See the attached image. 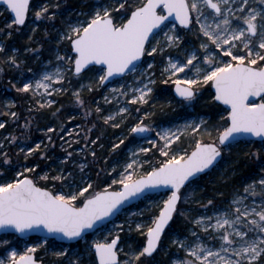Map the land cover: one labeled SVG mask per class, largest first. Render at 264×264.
I'll return each instance as SVG.
<instances>
[{"label":"snow or ice","instance_id":"1","mask_svg":"<svg viewBox=\"0 0 264 264\" xmlns=\"http://www.w3.org/2000/svg\"><path fill=\"white\" fill-rule=\"evenodd\" d=\"M3 3L11 16L10 23L5 25L9 29L7 37L11 38L14 26L19 32L20 26L25 25L30 0H3ZM32 7L36 20L54 21L61 5L59 0H45ZM81 16L83 19L79 18ZM31 31L34 33L36 28ZM192 32L196 33L198 44L182 35ZM57 33V43L67 41L68 47L65 55L57 52L55 60L58 63L54 69L47 70L53 63L48 61L46 70L38 79L22 82L20 87L13 85L18 93L30 94L33 99L39 97L30 112L51 109L57 103L52 98L54 93H67L72 78L77 81L86 79L72 91L74 103L84 109L85 117L94 112L104 125L120 128L131 115L133 105H137L135 111L139 113L141 106L152 100L156 84L155 73L151 71L154 63L144 67L143 58L165 53L168 55L161 75L167 78L163 83L171 80L176 96L184 104L191 107L200 90L210 86L215 92L212 99L228 106L226 116L220 117L222 123L211 127L204 117L168 127H153L150 121L153 113L145 111L128 134H136L142 139L154 134L162 143L158 145L157 139H152L147 141L151 147L138 146L136 151L130 150L128 159L119 165L122 171L117 172L116 166L111 169L119 178L112 179L99 191L90 181L86 186L74 185L68 179L72 173L65 176L63 169L51 178L44 174L33 179L38 164L16 171L11 179H0V229L20 234L44 232V245L49 244V237L53 243L57 239L69 243L84 241L82 250L61 245L60 250L54 251L53 255L61 264H141L142 258L148 260L162 250V236L174 215L189 220L188 214L180 211L178 205L193 199L194 181L217 166L224 150L240 143H254L255 138H259L264 146V0H95L89 12L79 13L75 21L69 18ZM0 36H4V29H0ZM28 40L31 41L32 36ZM24 51L36 49L26 47ZM173 51L177 54L172 55ZM19 56V48L9 49L6 39H0V65L20 68ZM93 71L94 76L85 78L84 73ZM179 73H183L184 78L173 80ZM116 77L126 82L109 88L102 99L105 104L116 101L117 110L103 115L99 102L94 109L87 108L82 93L98 91ZM129 78L130 82H127ZM65 82L69 87H64ZM4 107L9 112L0 115L10 116L13 122L19 119L18 113L11 111L15 101H9ZM60 110L57 108L52 115ZM72 119L74 117H69ZM7 123V120L0 121V129H4ZM30 125L31 118L23 127L28 129ZM94 128L95 123L87 128L85 140ZM59 131H66L63 125ZM56 132L55 127L46 129L50 144L54 142L49 134ZM213 132L215 139L211 138ZM190 133H200L201 138L194 140L191 150L180 147L181 137ZM73 134L79 133L75 129L68 133ZM204 135L210 138L209 142L204 141ZM60 138L63 140V136ZM3 139L8 146L16 145L15 135L9 134ZM100 139L101 136L97 135L88 143L94 145ZM79 142L66 143L71 147L72 143ZM122 144L124 139L113 143L112 151ZM174 144L177 145L175 149ZM40 148L41 143L28 147L26 152L20 148L17 155L23 153L27 160ZM152 148H156L161 157L155 165L150 160L141 159ZM65 152L66 160L61 161L62 164L73 157V152L67 149ZM91 155L95 157V151ZM252 155L259 158V150ZM11 163L12 157L5 150V144L0 143V164L9 167ZM145 164H148L147 170H143ZM80 168L83 170L84 165ZM138 170H143V174ZM4 176L6 173L0 172V177ZM49 179L60 182V186H38L37 180ZM114 185L118 190H111ZM158 188H165L170 194L162 200L159 214L151 219L150 224H135V231L145 237L138 248L130 244L125 252L123 246H118L119 232L109 231L91 242L85 239L89 231L96 232L120 212L126 202L146 197ZM249 198L250 203L247 202ZM196 202L200 203L199 200ZM210 205L213 214L207 215ZM200 206L205 214L189 220L198 231L190 228L183 240H171L178 251L185 253L183 259H174L171 264H264V168L244 184L242 193L240 189L234 190L223 211L215 207L213 199ZM114 227L124 231L123 225ZM128 230H133L131 224ZM200 233L208 234V240H216L218 245L206 243ZM2 243L7 245L10 241ZM41 246L36 243L23 252L13 248L6 257L7 264H41L34 256ZM0 264L5 261L0 260Z\"/></svg>","mask_w":264,"mask_h":264},{"label":"rangeland","instance_id":"2","mask_svg":"<svg viewBox=\"0 0 264 264\" xmlns=\"http://www.w3.org/2000/svg\"><path fill=\"white\" fill-rule=\"evenodd\" d=\"M44 2L45 0H37L35 2V5H39ZM68 2L69 0H59L61 7L54 21L36 20L32 14L34 11V9L32 8L31 13L28 17L29 19L27 23L23 26V29H25L27 32L30 33L29 36H34L36 33H39L42 30L43 36L47 39V41L51 42L52 45H50L49 48L44 49L43 44H42L43 42L35 38L38 41V45L36 47L27 46V48L36 49V51L25 52L24 49L26 47L23 50L20 49L19 59L22 61V64H26L28 62L27 57H30L33 60V64L32 66L28 67L26 70L24 69L22 76H19L18 78H16L14 83L22 86V82H26L27 80L33 79V78L38 79L40 74L46 70L45 65L48 64V61H52L53 63L48 65L47 70L51 71L54 69L55 65L58 63L55 60V56L57 52H59L60 55L66 54V49L68 47L67 41L61 42L59 44L57 43V39H58L57 30H62L64 24L67 22L69 18L75 21L79 13L89 12L95 5V0H78V5H80V7H71L70 5H68L69 4ZM6 9H7L6 6H0V29H4V36H0V39H6V41H8L7 32L9 31V29L6 28L5 25L7 23H10L11 16L9 15V11ZM79 18L83 19L82 16ZM58 20L59 22H57ZM32 28H36V31L34 33L31 31ZM14 29H15V26L13 30ZM20 31L21 29H19V32L17 33H20ZM46 32H47V35L45 34ZM182 35H185L186 39H190L193 43H196V44L199 43V40L197 39L195 32L182 33ZM11 47L18 48L15 44H12V43L10 44V49ZM45 50L46 52L51 53V55L45 57L44 56ZM171 54L176 55L177 53L173 51ZM167 55L168 53H165L164 55H156L154 58L146 56V58L144 59V67H146L148 63H154V68L151 71L155 73L153 78L156 80V84L154 85L152 100L149 101L148 105L141 106V111L139 113L135 111V108L137 107V105H133L131 115L128 117L127 122L125 124H122V126L120 127L121 130L117 131L115 135L112 137L111 142H109L111 146L110 150H112V144L118 143L119 139H124L125 141L127 137L129 138V137L134 136L135 138L131 144L127 145L126 148H124V150L120 151V148L123 145L122 144L120 145L119 149H116L114 151L118 155L115 156L111 162L112 166L110 167L109 175L112 176V179H118L119 177L117 176V173L112 172L111 169L114 166H116L117 172L122 171V168H120L119 165L123 164L128 159V157L130 156V150L136 151L138 146L151 147V145L148 144L147 141L152 140V139H157L154 134L152 136H146L143 139L137 136L136 134H131V135L128 134L130 127L137 122L139 117L143 116L145 111L155 113L158 110V108H160L161 111L164 112L162 117L166 119V121H163L162 123H154V122L152 123V120H151L152 116L150 117V121L153 127H157V126L168 127L173 124H182L186 120L187 121L198 120L200 117H204L205 119L209 121V117L207 115H204V114H201L195 111L196 109L194 108V104L196 102L201 101L200 95H202V97L205 96L203 97L204 99H206L207 97L209 101L212 100V97L214 96L212 88L210 86H204L200 90V95L197 96L196 100L193 102L191 107L184 104L178 97L174 95V92H173L174 83L171 80L167 84L163 83L164 79H166L167 77L164 75H161V71L165 67V60H166ZM98 67L99 66H97V68ZM29 68L32 69L31 72L28 71ZM95 74L89 73L86 75L85 78L89 76H94ZM176 78L183 79L184 74L183 73L177 74V77H174L173 80ZM85 82H86V79L83 83ZM125 82H126L125 80L118 78V79H115L112 83L107 84L106 87L100 88L98 91L95 90L94 92L96 93V95L93 98L95 102L93 101V103L90 104L91 106H93L92 108L94 109L97 105V102H99V105L103 109V112H102L103 115H107L109 111H116L117 102L113 100L110 104H105L102 97L105 94H107L109 88L118 87L120 84H123ZM127 82H130V78L128 79ZM158 85L161 88H157ZM56 87H60V85H56ZM64 87H66V82L64 83ZM71 88H73V85L71 86ZM41 91H43V89H41ZM3 94L4 96H2ZM54 95L55 93L53 94V96ZM1 96L2 97L0 99V103H1L0 105L1 107L4 108L6 112H9V109L4 107V105L7 104L9 101H14V96H11L10 94H5L4 90L1 91ZM109 99L111 100V96H109ZM169 101H171L170 106L168 105ZM152 105H155V107H153ZM89 106L87 108H89ZM11 111H14V108H12ZM83 113H84V109L76 105L69 111V114H70L69 117H74V119L72 120L68 119L69 122L71 123L70 125H67L65 127L64 124H60L59 121L56 123V126L63 125L66 130L65 132H60L59 129L57 130V134L63 136L65 148L68 146V143L66 142H70L74 140L78 141L80 136L85 137L84 132L87 130V128H89L88 127L89 122L87 121L91 116L85 117ZM226 114L227 113H222L221 115H219V120L221 116H226ZM77 117L79 119H82V121L81 120L74 121ZM96 120L99 121L98 119ZM0 121H4V120L1 119ZM145 123H149V120H145ZM56 126L53 125L51 127H56ZM209 126L211 127L212 125H209ZM73 129H75L76 132H78L79 134L78 135L73 134L71 136L68 135V133H71ZM157 130H159V128H157ZM212 134L215 135V132H213ZM5 136H8V134L0 137V143L5 144V150H6L8 145H7V142L4 141L3 139ZM204 136H207V135H204ZM199 138H201L200 133H190L187 136H182L178 144L182 148H187L191 150L190 145L194 143L195 139H199ZM90 140L92 139H90V136H89L88 140L84 141L82 145H79V147L74 148L73 150L70 151V152H73L72 159L67 160L66 163L62 164L61 161L66 160V154L60 155L58 156L57 159H54L50 162V167L47 166L44 170L40 171L38 173V176H41L44 174L55 176L60 173L61 169H63V173L65 176H67L69 172L72 173V176L69 177L68 179L73 181L74 185L76 186H86V182L88 181L93 183L94 181L93 178L88 175L89 172L86 170V167L88 166V164H90V162L87 163L85 159L88 153L92 159L91 163L96 162V160L91 155V152L95 151L96 144L93 145V144L88 143V141ZM204 141L209 142L207 140H204ZM255 142H257L258 144H255ZM255 142L251 144L240 143L238 145L233 146L230 149V152L231 151L234 152L235 150L239 152L240 149H241V152L244 151L247 153H249L250 151L254 153V152H257V150H259V153L264 152V146H262L260 141L255 140ZM86 143L88 144L87 148H85ZM160 143L162 142L157 139V144L159 145ZM42 144L43 146H45V148H47L46 146L47 143L42 142ZM74 146L75 144L72 143L71 147H74ZM21 147L24 148L23 145H21ZM176 147L177 145L174 144L173 149H175ZM81 149H84V151L81 152L80 151ZM154 151L158 152L156 148H152V150L149 153L141 156V159L150 160L153 165L158 164L161 157H156L155 156L156 154H154L155 153ZM225 154L226 153H224L222 160L219 162V165L217 167L211 170V172H209L208 175L204 176L202 180H198V182L193 183L192 187L195 189V195L193 199L187 202H181L179 204L178 207L180 210L182 208H185L186 206V208L183 211L188 214L189 220L192 218H196L199 215L205 214V210L203 207L200 206V204H206L208 199H213L215 207L223 211L224 207L231 200L234 190L240 189L242 193L244 184L247 183L250 179L255 178V174L259 171V170L256 171L252 177H249L247 179L242 176L239 178V169L236 163L233 161V159L226 158ZM80 165H84L83 170H81ZM33 166L26 164L24 167H33ZM24 167H22L21 169H15L12 175H6L4 177H0V179H11L15 175L16 171H23ZM261 168H264V161L262 162ZM147 169H148V164H145L143 170H147ZM143 170H138V171L140 172V174H143ZM36 175L37 173L35 174V176ZM38 176H36V178ZM232 178H236V179L231 182V194L227 197H224L227 191L218 192V193H223V195L220 196L218 195V193L214 194V192H212V189H209V191L206 189L208 183L220 184L221 182L222 184ZM204 180H207L206 181L207 183L203 182ZM38 185L40 184L38 183ZM113 189H118V188H113ZM169 194L170 192L167 191V192H159L156 194L147 195L144 199H142L138 203H135V205L125 208L124 211L119 215V217L115 219L113 222L105 224L104 227L100 228L98 231L93 232L90 235H87L85 239L91 242L94 239L102 238L103 236L107 235L109 231H112L114 234L116 232H119V234H122L123 239H124L121 246L124 247L125 252L129 250L127 246L130 244L133 245V247L138 248L139 247V245H137V242L139 240L138 237L142 235L139 232L135 231V224L136 223L150 224L151 219L158 214L159 207L162 203V200L166 199ZM197 200L200 201L199 204L196 202ZM150 202H152L151 205H150ZM247 202L250 203L251 198H249V201ZM212 208H213L212 205L208 206V211L206 213L207 215L213 214ZM132 214H135V215H132ZM189 220L185 221V223L188 225L185 228L186 233L181 234V233H178L177 231H172L169 235V240L168 241L165 240L166 242L162 243L161 245L162 250H159L157 254L153 255V257L148 260H144L142 258L141 264H148L149 261H151L152 264H171L172 260L174 259H183L185 256V253L183 251H178L177 247L171 244V240L176 239V238L183 240L185 236L189 234L190 228L198 231V229L194 228V226L189 222ZM129 224H131V227L133 229L132 231L128 230ZM114 225H117V226L123 225L124 231L120 232L119 228L114 227ZM200 236H201V239L204 240L206 243L218 245V241L208 240V234L200 233ZM5 240L10 241V243L6 245L5 251L2 254H0V260H4L5 264H7L6 257L13 248H15L18 252H23L26 250L27 247L32 246L36 243H41L42 246L37 249L35 254L38 255L39 259L44 260L46 264H61V261L53 255L54 251L60 250L61 245H63L64 247H72V248H77L81 250L84 248V241H79V242L72 243V244H66L64 242L60 243L57 241L53 243L52 240H49V244L44 245L42 242L43 237H29V239H21L16 235L7 234L6 236L0 237V244ZM162 257L168 258L165 263H163V261L160 259Z\"/></svg>","mask_w":264,"mask_h":264},{"label":"trees","instance_id":"3","mask_svg":"<svg viewBox=\"0 0 264 264\" xmlns=\"http://www.w3.org/2000/svg\"><path fill=\"white\" fill-rule=\"evenodd\" d=\"M37 0L34 1V4ZM71 7H80L78 5V0H69L68 2ZM59 22V20L57 21ZM24 26V25H23ZM23 26H20V33H17V31L13 30V35L11 38H7V46L10 49V44H15L19 49H24L27 46H32L36 47L38 45V41L35 39L41 40L43 43V48H49L50 45H52L51 42L47 41V39L43 36L42 30L39 33H36L34 36H32V40L29 41L28 37L30 35L29 32H27L25 29H23ZM51 53L44 51V56H50ZM27 63L22 64L20 68H14L9 65H0L3 67V71L0 72V99L4 94L1 96V91L4 90L5 94H10L11 96H14V101H15V107L14 111L18 113L19 119L16 120L15 122L12 121L10 116L6 115H0V120H7L8 123L6 124L4 129L0 130V137L6 134H12L17 137L16 145L15 146H8L6 151H8L9 155L12 157V163L9 167H4L2 164H0V172L6 173V175H12L15 169H21L24 167L26 164H29L31 166L33 165H39L37 168L36 172L32 175L33 178L37 179L36 176H38V173L42 170H44L47 166L50 167V162L54 159H57L58 156L60 155H65V149L67 148V151H71L74 148L79 147V145H82L84 141L83 136H80L78 141L79 143H74V147H69L67 146L65 148L64 141L60 138L61 135H58L56 133H51L53 142L52 144L47 141V136L45 135L46 129L48 127H51L53 125L56 126V123L59 121L60 124H64L66 127L67 125H70L71 123L69 122V111L76 106L74 103V97L72 96V91L75 88L79 87V83H83L85 80H80L77 81L75 78H72V85L73 88H70L67 93H61V94H56L53 96V98L57 101V103L51 108V109H42L40 111H32L30 112L29 109L33 108L35 105V99H39V97H36L33 99L30 94H22L18 93L13 85L16 87H20L21 85H18L14 83L15 79L18 78L19 76H22L24 69L26 70L28 67L32 66L33 60L30 57H27ZM89 73H94L95 72H86L84 73V76L86 77L87 74ZM66 87H69L68 84L66 83ZM159 87V85L157 86ZM95 91V90H94ZM92 91L91 93H88L85 91L82 93L83 98L85 99V105L88 107L90 104L95 102L93 98L95 97L96 93ZM163 94V92H162ZM201 96V101L196 102L194 104V108L196 109L195 111L204 115H207L209 117V125H217L219 123H222L219 120V115L222 113H226V108L222 106L220 103L212 100H208L207 97L204 99L202 95ZM1 104V103H0ZM61 105L63 107L61 108ZM93 106H89V108H92ZM57 108H60L61 110L53 116L52 113L56 111ZM0 113H7L3 107L0 105ZM163 111H161L160 108L153 113L151 120L152 123H162L163 121H166L162 117ZM90 117V116H89ZM31 118V125L28 129H25L23 127L24 123ZM97 117L93 113L91 117L88 119L87 122H89L88 127H91L93 123L96 124V128L92 130L88 134V138L90 136V139H95L97 135L101 136V139L96 143L95 145V153L96 156L93 157L96 162L91 163V157L87 153L86 156V161L88 166L86 167V170L89 172L88 175L93 178V186L96 188L97 191H99L101 188H104L107 186V184L111 183L112 181V176L109 175L110 167L112 166L111 162L112 159L117 156L115 152L110 150L111 146L110 143L112 137L115 135L117 131H120V128H112L109 125H104L102 121H97ZM82 121V119H79L78 117L74 121ZM55 128L57 130L60 128V125H57ZM85 133V132H84ZM212 139H215V135L212 134ZM134 136L132 137H127L124 141V144L120 148V151L124 150L127 145L131 144L132 141L134 140ZM204 140L209 141L208 136L203 137ZM41 142V148L37 150L32 156H30L27 160L24 159V154L20 153L17 155L19 152V149L22 148L21 145L24 146L25 152L27 151L28 147H34L35 144ZM42 142L47 143L45 146H43ZM64 145L62 148L61 145ZM255 144H258L255 142ZM103 145V147H101ZM119 149V148H118ZM156 154V157H160L158 152L154 151ZM43 153V156L41 155ZM225 157L229 159H233V161L236 163L238 169H239V178L245 177L246 179L249 177H252L253 174L259 170V168L262 167V162L264 161V152L259 153V158L255 157L252 155V151L249 153L247 152H241L240 151H234L230 152L227 150H224ZM230 154V155H229ZM76 157V156H75ZM77 158V157H76ZM37 175L35 176V174ZM99 174V175H98ZM49 178L52 176L49 175ZM203 175L198 180H202L204 178ZM236 178H232L227 180V182L220 184H207V190L212 189V192L214 194H217L220 191H227L224 197H227L231 194V182L234 181ZM198 180L194 182H198ZM207 180H204L203 182H206ZM37 182L45 187L51 188L53 184H55L56 187L60 186V182H53L51 179L47 181H42V180H37ZM207 183V182H206ZM113 188H117L115 185ZM91 191V190H90ZM186 208V206H185ZM185 208H182L180 211L184 212L183 210ZM186 219L184 216L177 214V218L175 219L173 223V228L172 231H177L178 233H186L185 228L188 226L185 223ZM171 230V229H169ZM168 230V231H169ZM172 231H169L167 234V237L164 239L163 242H166L169 240V235ZM166 240V241H165ZM6 249V245L1 243L0 244V254H2ZM163 263L166 262L168 258H160ZM44 261V260H43ZM148 264H152L151 261L148 262Z\"/></svg>","mask_w":264,"mask_h":264},{"label":"water","instance_id":"4","mask_svg":"<svg viewBox=\"0 0 264 264\" xmlns=\"http://www.w3.org/2000/svg\"><path fill=\"white\" fill-rule=\"evenodd\" d=\"M30 2H31V0H30ZM0 5H5L4 3H3V0H0ZM6 6V5H5ZM7 7V6H6ZM27 20H28V18H26V22H27ZM145 59V57L143 58V60ZM97 67V66H96ZM119 77H116V78H113V81L115 80V79H118ZM174 86V88H173V92H174V95L176 96V94H175V85H173ZM212 90H213V93L215 94V92H214V89L212 88ZM177 97V96H176ZM179 98V97H178ZM250 99H252V98H250ZM257 99V101H258V98H256ZM218 103H220L222 106H224L225 108H228V106H226V105H223L222 104V102H218ZM255 140L256 141H260L259 140V138H255ZM223 155H224V151L222 152V156H221V158L219 159V162L222 160V157H223ZM219 162H218V164H217V166L219 165ZM216 166V167H217ZM215 168V167H214ZM213 168V169H214ZM213 169H211V170H213ZM211 170L210 171H207L206 173H204V174H201L200 176H202V175H205V174H209V172H211ZM199 176V177H200ZM38 186H40V185H38ZM112 190V189H111ZM113 190H118V189H113ZM159 192H167V190L165 189V188H158V189H156L154 192H152V193H150V194H156V193H159ZM150 194H148V195H150ZM145 197H141V198H137V199H134V200H129L128 202H126L125 203V205H124V207H123V209L120 211V212H118L115 216H113V217H111L110 218V220L109 221H106L105 223H104V225L105 224H107V223H110V222H113L117 217H118V215L119 214H121L123 211H124V209L125 208H127V207H130V206H132V205H135V203H138L139 201H141L142 199H144ZM179 206V205H178ZM174 217H175V215H174ZM174 217H173V219H174ZM171 222L172 221H170L169 222V224L166 226V228H165V232L167 231V229H168V227H169V225L171 224ZM104 225L102 226V227H104ZM100 228H98V230H99ZM165 232H164V234H165ZM93 232L92 231H89V233H88V235L89 234H92ZM7 234H13V235H16V236H18L19 238H21V239H29V237H44L45 235H46V233H44V232H29V233H26V234H20V233H16V232H14V231H12V230H3V229H0V237L1 236H3V235H7ZM163 234V235H164ZM163 238V237H162ZM49 240H51V238L49 237ZM57 242H64V243H66V244H72V243H76V242H79V241H73V242H71V243H69V242H67V241H63V240H60V239H57L56 240ZM34 256L36 257V259L39 261V262H41V264H46L42 259L40 260L39 258H38V256H37V254H35L34 253Z\"/></svg>","mask_w":264,"mask_h":264},{"label":"flooded vegetation","instance_id":"5","mask_svg":"<svg viewBox=\"0 0 264 264\" xmlns=\"http://www.w3.org/2000/svg\"><path fill=\"white\" fill-rule=\"evenodd\" d=\"M34 1H35V0H31V2H30V12H29V15H30L31 10H32V8H33L32 5H34ZM0 6H5V5H0ZM29 15H28V17H29ZM158 214H159V212H158ZM158 214H157V215H158ZM119 215H120V214H119ZM119 215H118V217H119ZM118 217H117V218H118ZM176 218H177V215H175V217H174V219L172 220L171 224L169 225L167 231H166L165 234L162 236V237H163V238H162V243H163L164 239L167 237L168 232H169V231H172L173 223H174V221H175ZM169 229H171V230H169ZM168 230H169V231H168ZM89 235H90V234H89ZM120 236H121V240H120L118 246H121L122 243H123V241H124L122 234H120ZM138 238H139V240H138V242H137V245H140V244H142V243L144 242L145 237H144V236H139ZM155 254H157V253H155ZM155 254H154V255H155ZM37 256H38V255H37ZM38 258H39V257H38Z\"/></svg>","mask_w":264,"mask_h":264}]
</instances>
